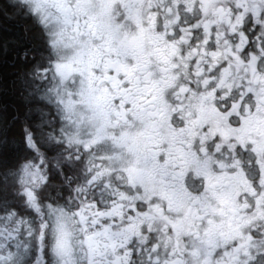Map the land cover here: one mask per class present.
Masks as SVG:
<instances>
[{"label":"snow or ice","instance_id":"obj_1","mask_svg":"<svg viewBox=\"0 0 264 264\" xmlns=\"http://www.w3.org/2000/svg\"><path fill=\"white\" fill-rule=\"evenodd\" d=\"M0 264H264V0H0Z\"/></svg>","mask_w":264,"mask_h":264},{"label":"trees","instance_id":"obj_2","mask_svg":"<svg viewBox=\"0 0 264 264\" xmlns=\"http://www.w3.org/2000/svg\"><path fill=\"white\" fill-rule=\"evenodd\" d=\"M12 72L11 66L6 62H0V78H3L4 76H9Z\"/></svg>","mask_w":264,"mask_h":264}]
</instances>
